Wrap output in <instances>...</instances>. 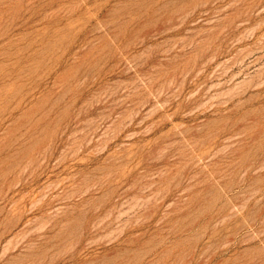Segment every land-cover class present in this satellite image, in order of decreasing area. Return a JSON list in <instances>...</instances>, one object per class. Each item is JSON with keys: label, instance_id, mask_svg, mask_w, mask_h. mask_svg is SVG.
<instances>
[{"label": "rangeland", "instance_id": "1", "mask_svg": "<svg viewBox=\"0 0 264 264\" xmlns=\"http://www.w3.org/2000/svg\"><path fill=\"white\" fill-rule=\"evenodd\" d=\"M0 264H264V0H0Z\"/></svg>", "mask_w": 264, "mask_h": 264}]
</instances>
